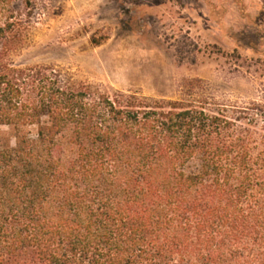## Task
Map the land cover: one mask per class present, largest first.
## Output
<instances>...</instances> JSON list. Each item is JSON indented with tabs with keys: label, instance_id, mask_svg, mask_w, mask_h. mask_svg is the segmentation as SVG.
Wrapping results in <instances>:
<instances>
[{
	"label": "trees",
	"instance_id": "1",
	"mask_svg": "<svg viewBox=\"0 0 264 264\" xmlns=\"http://www.w3.org/2000/svg\"><path fill=\"white\" fill-rule=\"evenodd\" d=\"M27 17L0 0V264H264V107L22 65Z\"/></svg>",
	"mask_w": 264,
	"mask_h": 264
},
{
	"label": "rangeland",
	"instance_id": "2",
	"mask_svg": "<svg viewBox=\"0 0 264 264\" xmlns=\"http://www.w3.org/2000/svg\"><path fill=\"white\" fill-rule=\"evenodd\" d=\"M12 1L33 25L22 65L155 98L181 97L199 78L220 103L264 107V0Z\"/></svg>",
	"mask_w": 264,
	"mask_h": 264
}]
</instances>
